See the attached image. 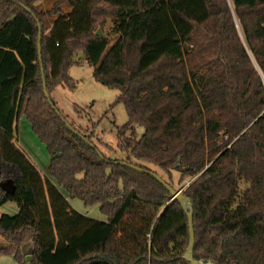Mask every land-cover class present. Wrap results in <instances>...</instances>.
I'll list each match as a JSON object with an SVG mask.
<instances>
[{
	"label": "trees",
	"instance_id": "16d2710c",
	"mask_svg": "<svg viewBox=\"0 0 264 264\" xmlns=\"http://www.w3.org/2000/svg\"><path fill=\"white\" fill-rule=\"evenodd\" d=\"M36 1L0 0V179L12 184L0 188V208L17 207L0 215V256L190 264L180 203L152 177L102 160L44 97V82L53 105L56 88L74 89L68 73L83 53L94 80L120 93L115 104L128 117L117 134L121 162L158 168L172 188L173 172L188 179L193 260L264 264V0H57L46 12ZM46 18H56L47 33ZM108 21L113 44L96 35ZM177 47L185 72L139 81ZM21 119L49 156V178L14 144ZM135 127L144 130L138 140ZM68 199L98 205L107 221L85 218Z\"/></svg>",
	"mask_w": 264,
	"mask_h": 264
},
{
	"label": "rangeland",
	"instance_id": "374dc122",
	"mask_svg": "<svg viewBox=\"0 0 264 264\" xmlns=\"http://www.w3.org/2000/svg\"><path fill=\"white\" fill-rule=\"evenodd\" d=\"M56 1L57 0H37L34 6L37 11L46 12L52 8ZM61 9L63 15H67L71 10L68 5L62 6ZM55 19L56 18L45 19L46 33L51 30ZM110 27L111 24L108 21L102 30L98 29L97 31L101 34H107L111 44H113L117 37L111 33ZM239 32L241 31L239 30ZM74 61H76L77 64L69 69L68 75L74 81L75 87L72 90L64 87L56 88L51 94V99L55 107L74 130L85 136L91 137L92 143L97 147L104 158L118 161L126 160L127 154L118 147L117 141L118 129L123 127L128 121L124 106L122 104H115L120 94L119 91L108 89L94 80L93 68L85 62L83 53L75 56ZM185 71L186 67L184 64L183 49L182 47H177L163 60L154 65L142 78H139V81L143 82L164 78ZM19 122L14 126V144L32 159L42 177L49 178V156L44 146L30 133L29 124H27L29 128L26 127V125L25 128H19L18 136L17 130ZM143 132V128L135 127L134 137L138 140ZM133 163L156 172L162 179L168 180L167 175L152 165L140 161H133ZM171 177L173 188L176 191H184L185 187L188 185V179L180 181L179 174L174 172L171 174ZM7 183L9 184V181L0 179V188H6ZM68 202L74 211L85 218L98 222L107 221V218L100 212L98 205L85 206L77 199H68ZM6 207L3 209L0 208V214H7L5 211H8L9 215H12L11 208L8 207H14L17 210L16 205L13 203H8ZM2 243L3 242L0 241V246L3 245ZM29 247H32L31 243H29ZM0 264H18V262L12 255H1Z\"/></svg>",
	"mask_w": 264,
	"mask_h": 264
},
{
	"label": "water",
	"instance_id": "95a60500",
	"mask_svg": "<svg viewBox=\"0 0 264 264\" xmlns=\"http://www.w3.org/2000/svg\"><path fill=\"white\" fill-rule=\"evenodd\" d=\"M96 35L101 37L102 34L97 31ZM38 52L39 55L41 54V48H40V41L38 43ZM44 97L46 98V100L48 101V104L51 106V108L57 112L56 107L53 105V103L50 100V95L48 94V92L46 91V87H45V82H44ZM67 128L72 131L75 135H77L80 139H82L85 143L89 144L90 147L95 148L94 144H91L87 139H85L82 135H80L76 130H74L70 124H68V122L64 121ZM98 155L102 160H105L104 156L98 151ZM112 164H117V165H121V166H127L129 169H131L132 171H135L139 174H145L148 175L150 177H152L153 179H155L161 186H163L172 196V200H176L180 203L182 209L187 213L188 216V222H189V246L187 248V251L185 253L184 259L186 261H188L190 264H203L202 262H196L193 260L192 258V254H193V246H194V231H193V225H192V214H193V208H192V204L190 202V199L188 197H186L181 191H176L174 188H172L171 186H169L164 179H162L156 172H153L151 170L148 169H143L134 165H128L124 162L121 161H111ZM7 185L9 186L10 190L6 189V188H2L6 191H11L12 190V184L9 182V184L7 183ZM6 185V186H7ZM2 186V185H1ZM31 257L28 256L26 258V261H30Z\"/></svg>",
	"mask_w": 264,
	"mask_h": 264
},
{
	"label": "crops",
	"instance_id": "0c3cea01",
	"mask_svg": "<svg viewBox=\"0 0 264 264\" xmlns=\"http://www.w3.org/2000/svg\"><path fill=\"white\" fill-rule=\"evenodd\" d=\"M23 122H24V124H23ZM25 125H26V127H28V125H27V123H26V121H24L23 119H21L20 120V122H19V125H18V130H17V133H18V136H19V128L20 127H24L25 128ZM29 128V127H28ZM29 130V129H28ZM30 133L32 134V132L30 131ZM33 135V134H32ZM34 136V135H33ZM28 156V155H27ZM28 158L30 159V161L35 165V163L32 161V159L28 156ZM36 166V165H35ZM36 168H37V166H36ZM38 169V168H37ZM6 189H8V190H10V188H9V186L7 185V187H6ZM8 204H6L3 208H5L6 206H7ZM3 208H1V209H3ZM7 208V207H6ZM8 208H11V213H13V214H15L16 212H17V210L14 208V207H8ZM0 209V210H1ZM5 213H7V214H9V212L8 211H5ZM1 215V214H0ZM0 241H2L3 243V245H1V246H5V245H7L6 244V242L0 237ZM32 246V245H31ZM31 250H32V247L30 248L29 247V243H27V244H25L23 247H22V253L23 254H25V255H27V254H29L30 252H31Z\"/></svg>",
	"mask_w": 264,
	"mask_h": 264
}]
</instances>
